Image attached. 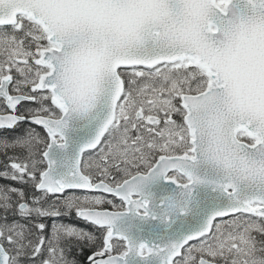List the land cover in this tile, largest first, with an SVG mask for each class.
<instances>
[{"label":"snow or ice","instance_id":"1","mask_svg":"<svg viewBox=\"0 0 264 264\" xmlns=\"http://www.w3.org/2000/svg\"><path fill=\"white\" fill-rule=\"evenodd\" d=\"M0 264H264V0H0Z\"/></svg>","mask_w":264,"mask_h":264},{"label":"flooded vegetation","instance_id":"2","mask_svg":"<svg viewBox=\"0 0 264 264\" xmlns=\"http://www.w3.org/2000/svg\"><path fill=\"white\" fill-rule=\"evenodd\" d=\"M80 226H82V227H83L84 225H83V224H81Z\"/></svg>","mask_w":264,"mask_h":264}]
</instances>
